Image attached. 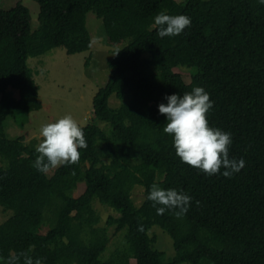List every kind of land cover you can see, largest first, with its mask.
I'll list each match as a JSON object with an SVG mask.
<instances>
[{"label": "trees", "instance_id": "16d2710c", "mask_svg": "<svg viewBox=\"0 0 264 264\" xmlns=\"http://www.w3.org/2000/svg\"><path fill=\"white\" fill-rule=\"evenodd\" d=\"M32 1L39 6L35 30L20 2L0 8V208L12 212L0 224V264L21 253L42 264H264V5ZM162 12L188 16L191 25L161 39L153 21ZM88 13L101 20L104 43L122 47L113 51L107 81L92 100L93 117L81 127L87 148L78 149L77 163L42 174L33 167L36 146L22 136L8 138L5 121L17 114L26 121L42 107L28 58L57 48L67 55L90 50ZM179 68L190 70L189 83L174 71ZM194 87L214 102L209 126L231 133L229 158L245 161L232 178L181 163L162 130L166 118L158 105ZM111 98L119 105L110 106ZM79 183L85 188L74 197ZM153 184L190 195L187 214L157 215L147 199ZM135 187L143 193L138 207ZM94 202L118 214L106 224L124 233L123 246L104 261L109 239ZM153 227L171 239V257L155 247Z\"/></svg>", "mask_w": 264, "mask_h": 264}, {"label": "clouds", "instance_id": "9594fccd", "mask_svg": "<svg viewBox=\"0 0 264 264\" xmlns=\"http://www.w3.org/2000/svg\"><path fill=\"white\" fill-rule=\"evenodd\" d=\"M264 5V0H257ZM156 34L161 38L179 36L191 25V18L185 15L159 13L154 17ZM166 103L158 105V113L164 115L166 124L163 132L172 137V146L180 162L199 169L209 176L220 174L232 178L245 167L243 158H229V146L232 144L231 133L209 126L206 114L213 107L210 94L202 87H194L183 95L172 94L164 97ZM42 141L35 151L33 167L42 174L62 165L78 162L80 152L86 149L87 141L83 129L71 115H65L52 123H45L40 128ZM221 168L224 169L221 172ZM147 199L152 202L157 215L174 211L177 219L185 216L191 205L192 197L176 189H162L153 184ZM142 230V229H141ZM42 264L24 253L13 254L9 264Z\"/></svg>", "mask_w": 264, "mask_h": 264}, {"label": "rangeland", "instance_id": "374dc122", "mask_svg": "<svg viewBox=\"0 0 264 264\" xmlns=\"http://www.w3.org/2000/svg\"><path fill=\"white\" fill-rule=\"evenodd\" d=\"M17 2H20L29 10L31 29L38 28L39 6L32 0H0V8L8 10ZM86 27L90 34V50L88 52L67 55L64 49L57 48L44 56L30 57L27 65L32 71L33 79L38 85V98L42 107L27 115L26 121L19 114L15 118H7L4 129L8 138L24 137L26 144L34 146L42 141L40 128L45 123L55 122L65 115H71L80 127H84L93 117L92 100L97 90L102 87L108 78L107 67L113 51L122 47H111L104 43V33L101 20L92 13L86 16ZM174 71L183 78L185 83L191 80L190 70L179 68ZM14 96L15 91H11ZM110 106L116 107L119 101L109 100ZM103 126V125H101ZM104 127V126H103ZM49 171V175L53 172ZM85 186L79 183L73 196L82 193ZM132 200L135 206H140L143 201V193L139 187L132 191ZM93 208L99 216V226L106 228L109 242L106 251L101 255V260H106L115 250L123 246V232H116L114 226H107L109 218H117L118 214L106 205L98 202L93 203ZM12 215L11 211H3L0 208V224ZM47 228L41 233L44 234ZM150 234L156 237L155 247L164 251L166 257H171L173 248L171 239L159 228L153 227ZM131 263H134L131 260Z\"/></svg>", "mask_w": 264, "mask_h": 264}]
</instances>
